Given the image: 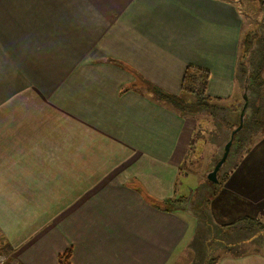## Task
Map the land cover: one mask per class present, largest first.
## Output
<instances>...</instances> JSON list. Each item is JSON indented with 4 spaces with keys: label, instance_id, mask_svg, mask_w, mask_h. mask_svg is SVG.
Returning <instances> with one entry per match:
<instances>
[{
    "label": "crops",
    "instance_id": "obj_1",
    "mask_svg": "<svg viewBox=\"0 0 264 264\" xmlns=\"http://www.w3.org/2000/svg\"><path fill=\"white\" fill-rule=\"evenodd\" d=\"M241 2L0 0V240L12 264H58L68 248L70 264L185 263L193 227L159 202L194 119L140 83L177 95L194 65L210 96L233 95L238 46L258 23ZM216 190L214 225L264 212V137ZM216 264H264V251Z\"/></svg>",
    "mask_w": 264,
    "mask_h": 264
},
{
    "label": "rangeland",
    "instance_id": "obj_2",
    "mask_svg": "<svg viewBox=\"0 0 264 264\" xmlns=\"http://www.w3.org/2000/svg\"><path fill=\"white\" fill-rule=\"evenodd\" d=\"M237 1H242L245 6H247L251 20H253L252 14L257 16L258 23L255 28L257 35L254 37L252 45L253 49H257L260 46L259 39L264 38V6H260L254 0ZM242 44L243 43L240 42L238 46L239 54L243 46ZM54 51L59 52V50ZM59 53L65 55L63 51ZM66 57L68 58V64L72 62L73 59L70 58L68 54ZM248 58L249 55L246 57V60ZM252 59L253 69L256 70L257 63L260 62L257 61V56L255 59L254 57ZM4 69H6V67H4ZM260 70L264 77L263 62ZM240 76L243 77L242 74H240ZM21 78H23L25 82L28 81L27 75L23 73H21ZM237 78L238 76L235 74V80H237ZM242 79L235 81L236 91L230 97L213 96L227 99L224 101L228 110V113L225 114L227 118L219 117L220 115L218 116V113H214V115L211 116L210 111L206 109L202 110L197 115L193 116L192 114H188L185 116L186 118L194 119L193 132L188 134L185 151L181 154L180 160H177L180 166L179 176L173 185L174 192L171 197H164V199H169L170 201L178 198L180 199L179 202H171V204H178L177 206L179 208L176 212L178 211L181 213L185 219L190 222V229L193 227L192 239L189 240L188 246L190 250L187 251L190 254H184L182 257L185 259L184 264H216L218 259L227 253L233 255L245 251H264V212L256 218H252L257 222L255 224L250 222V225H248L243 222L222 228L219 225H214L208 205V201H211L214 197L211 193H213L215 191L214 189H217L219 185L215 188L213 186L215 183L207 179V174L213 169L215 163L219 160L218 158L221 157L224 144L226 140L229 139L232 128L238 122V111L242 103ZM22 83L24 82L19 80V84ZM261 94L262 93L258 90H250L248 92L250 106L251 102L252 104L258 105L256 107L254 106V109L260 110L258 117L260 116L259 119L264 122V102L262 103L259 98ZM261 117H263V119ZM226 121L227 124H225ZM262 121H260L258 125H264ZM196 131L200 132L198 133L200 134L199 136L204 137L203 145L202 142L200 143L201 138L194 133ZM262 137H264V126L259 127V129L254 126L253 129L248 128L240 131L238 139L231 147L229 156H227L225 163L217 173V181L219 179L223 181L226 172L236 163V159L238 162L239 158ZM162 201L164 200H161L159 204L162 205ZM3 242L5 244L7 243L6 241ZM3 242L0 240V264H12V250L9 249L8 246L5 247Z\"/></svg>",
    "mask_w": 264,
    "mask_h": 264
},
{
    "label": "trees",
    "instance_id": "obj_3",
    "mask_svg": "<svg viewBox=\"0 0 264 264\" xmlns=\"http://www.w3.org/2000/svg\"><path fill=\"white\" fill-rule=\"evenodd\" d=\"M254 1H256L260 6L262 7L264 6V0H254ZM256 35H257V32L254 29L250 32H247L244 35L243 40H242L243 46L238 56L237 65H236V75L238 76L236 81H238V79H242V78L244 79V80L242 79V92H241L242 103L238 111V122L232 128V130L239 123V116H240V112H241V109L244 103H246V107H245V112H244L243 127L240 131L246 130L248 128L253 129L254 126L257 129H259V127L264 126V125H258L260 124V121H262L261 119H259L260 116L258 117L260 110L256 108L254 109V106L256 107L258 105L252 104V102L250 106V100H249V95H248V92L250 90H254V91L258 90L262 93L261 95H259V98L261 99L262 103L264 102V77L262 76V72L260 70L262 62L264 63V38H260L259 39L260 46L257 49H253L252 45H253L254 37ZM248 55H249V58L246 60V57ZM256 56L258 58L257 61L260 63H257L258 64L257 69L254 70L252 58L254 57L255 59ZM240 74H242L243 77H241ZM208 81H209V71L207 69L199 68L194 65H187L183 72V77H182L181 85H180V92L177 95L168 93L164 91L163 89H161L160 87L148 81H141L142 88L141 87L140 88L143 89L145 92L149 93L155 101L161 104L167 105L168 107L176 111L182 117H185L188 114L189 115L192 114L193 116L197 115L199 114V112L205 109L210 111L211 116H213L214 113H218V116L220 115L219 117H225V114L228 113L227 112L228 110H227L226 104H224V101L227 99H221L218 97L210 96L206 91ZM244 92H245L246 101L244 99ZM261 118L263 119V117ZM225 124H227V121ZM239 132L235 134L232 145L238 139ZM194 133H196L197 136L200 135L198 134L200 133L199 131H196ZM199 137L201 138L200 143L202 142V145H203L204 137L202 136H199ZM231 147H230V150H231ZM230 152L231 151H229V154ZM221 181L222 180L219 179L217 183L213 184V186L216 188L221 183ZM214 190L215 191L214 192L212 191L213 193H211L212 196L216 195L217 193L216 192L217 190L216 189ZM179 201H180L179 198L172 200V201H170L169 199H164V201H162V205L164 208L163 207L162 208L163 210H166V211H176L179 208L177 206L178 204H171V202L174 203V202H179ZM209 202L210 201H208V203ZM155 207L158 208L156 204H155ZM243 222L248 225H250V222L253 224L257 223L252 218L244 217V218L237 220L233 224L224 225L222 226V228L229 227L231 225H236V224L243 223ZM70 256H71L70 248L65 250L63 253L58 254L57 256L58 264H70V261H69Z\"/></svg>",
    "mask_w": 264,
    "mask_h": 264
},
{
    "label": "water",
    "instance_id": "obj_4",
    "mask_svg": "<svg viewBox=\"0 0 264 264\" xmlns=\"http://www.w3.org/2000/svg\"><path fill=\"white\" fill-rule=\"evenodd\" d=\"M244 99L246 101L245 92H244ZM245 107H246V103H244V105H243V107L241 109L238 125L231 131L229 139L224 144L223 153H222L221 157L215 163L213 169L207 174V179L210 182H212V183H217L218 182L217 181V173H218V171L221 169V167L223 166V164L226 161V158H227V156L229 154L230 147L232 145L233 138H234L235 134H237L243 127V119H244Z\"/></svg>",
    "mask_w": 264,
    "mask_h": 264
}]
</instances>
